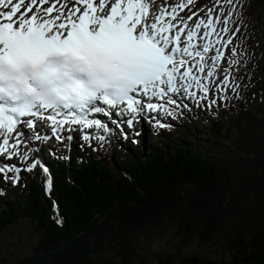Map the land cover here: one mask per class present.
I'll use <instances>...</instances> for the list:
<instances>
[{
	"label": "snow or ice",
	"instance_id": "snow-or-ice-1",
	"mask_svg": "<svg viewBox=\"0 0 264 264\" xmlns=\"http://www.w3.org/2000/svg\"><path fill=\"white\" fill-rule=\"evenodd\" d=\"M197 2L0 0V179L16 185L39 167L51 193L37 145L103 147L112 128L97 117L127 139L141 120L172 127L185 101L211 109L238 96L240 0Z\"/></svg>",
	"mask_w": 264,
	"mask_h": 264
},
{
	"label": "trees",
	"instance_id": "trees-1",
	"mask_svg": "<svg viewBox=\"0 0 264 264\" xmlns=\"http://www.w3.org/2000/svg\"><path fill=\"white\" fill-rule=\"evenodd\" d=\"M238 109L225 117L213 109L177 134L130 142L131 154L118 160L82 144L51 158L45 152L51 193L24 171L22 194L0 196V236L25 218L40 237L30 253L0 264H146L140 241L165 222L181 231L183 245L229 232L222 261L175 254L165 264H264V109ZM200 121L210 124L203 136Z\"/></svg>",
	"mask_w": 264,
	"mask_h": 264
},
{
	"label": "rangeland",
	"instance_id": "rangeland-1",
	"mask_svg": "<svg viewBox=\"0 0 264 264\" xmlns=\"http://www.w3.org/2000/svg\"><path fill=\"white\" fill-rule=\"evenodd\" d=\"M240 4L242 7L237 9V16L234 19L241 28V32L237 37V41L244 50L246 58L245 60L247 63V66L242 70L248 72V74L245 76H241L240 72L238 74L239 83L241 85L238 96L230 91L228 94V100L218 102L217 107H219L221 117L228 116L233 112H241L238 107L241 106L245 100L247 101V109L257 105L264 109V4L253 7L252 4H254V0H240ZM204 5L211 7L212 0H198L196 8L203 7ZM201 15H203V13H201ZM260 59L261 62L258 69L259 71L254 74L250 70L259 63ZM185 103L189 104L191 110L189 111L188 109H184V114H194L195 116L200 117L204 113V108L196 107L190 101H185ZM243 106L245 105L243 104ZM186 118V116L182 115L179 119L173 120L169 118L165 122L173 125L176 129L180 127L188 128L186 126ZM209 122H213V119L209 120ZM137 126L138 124L136 125V128ZM199 127L204 132L199 131ZM209 128L210 124H205L204 122L200 121L197 129L199 134L203 136L208 132ZM148 130L153 131L154 129H150L148 127V123H145L143 120H141L139 127L141 143L147 136ZM156 130L161 133V131H165L166 128L156 127ZM124 131L130 133V135L133 133L129 132L133 131V129L129 130L126 125L124 126ZM178 132H180L179 129ZM121 134V131L116 128L115 130H112L111 133L105 134L108 137V142L105 143L103 147H100L95 141H93L92 147L90 148H94L96 151L95 153L97 154L104 152L112 154V156L115 155V160H118V158L121 159L123 156L130 155V146H128V144H124L122 141H119V136ZM159 140L160 137L157 138V141ZM67 142L68 141L65 140L63 145L56 144L55 148L57 147L60 151L64 150L67 148ZM76 142L78 141L74 139L71 141V144ZM84 146L88 145L85 144ZM45 150L49 153L47 149ZM54 150L55 153H59L56 149ZM43 153L44 151L40 152L39 154L42 162L45 157ZM13 162L14 161H9V163ZM43 163L45 164L46 162ZM33 172L38 177H42L44 181H47L45 174L39 167ZM19 187L20 186L16 184L15 188L17 190H10L8 196L11 197L14 195V192L18 195V192L21 191ZM2 207L3 205L0 198V210ZM24 219L7 228L0 236V263H2L4 260H11V258L21 257L27 253H30L32 251V247L37 243L40 235L35 230V223ZM176 227L177 226L173 223L165 222L161 228H158L153 232L152 238L149 241L146 242L143 239L140 241L142 250L146 254V264H165L166 262H172L173 259H169L171 255L174 256L175 254L186 255L189 257L192 255L199 257H210L215 258L218 261H222L228 257L229 251H227L225 244L229 234L228 228L223 229L220 234H218L214 240L210 242L193 240L190 244L183 245V235ZM117 248L118 247H116L114 244L112 247L107 248L111 257L115 255Z\"/></svg>",
	"mask_w": 264,
	"mask_h": 264
},
{
	"label": "bare ground",
	"instance_id": "bare-ground-1",
	"mask_svg": "<svg viewBox=\"0 0 264 264\" xmlns=\"http://www.w3.org/2000/svg\"><path fill=\"white\" fill-rule=\"evenodd\" d=\"M97 118H101V119H103L106 123H108L109 124V126L112 128V130H115L117 127H116V123H114L113 125H111L110 124V121H113V120H115V119H110L109 117L107 118V117H97ZM112 132V131H111ZM129 132H133V131H129ZM31 135V133L29 132V136ZM110 136V135H109ZM122 136V134L119 136V137H121ZM120 139V138H119ZM31 141H33V140H31ZM31 141H29L28 142V147L29 148H33V145H37V142L36 141H34V142H31ZM42 147H44V145H41ZM44 155H45V152L43 153ZM46 156V155H45ZM45 165L49 168V170L51 169L50 168V165H49V163H48V161L45 163ZM50 173H51V170H50ZM45 178L47 179V177H46V175H45ZM51 178H52V175H51ZM43 179V178H42ZM44 181V180H43ZM44 183H45V185H46V180L44 181Z\"/></svg>",
	"mask_w": 264,
	"mask_h": 264
}]
</instances>
